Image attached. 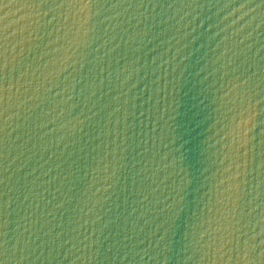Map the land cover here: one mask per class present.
Masks as SVG:
<instances>
[{
	"label": "water",
	"instance_id": "obj_1",
	"mask_svg": "<svg viewBox=\"0 0 264 264\" xmlns=\"http://www.w3.org/2000/svg\"><path fill=\"white\" fill-rule=\"evenodd\" d=\"M0 264H264V0H0Z\"/></svg>",
	"mask_w": 264,
	"mask_h": 264
}]
</instances>
